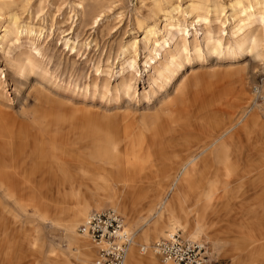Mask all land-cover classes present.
<instances>
[{"label": "rangeland", "instance_id": "obj_1", "mask_svg": "<svg viewBox=\"0 0 264 264\" xmlns=\"http://www.w3.org/2000/svg\"><path fill=\"white\" fill-rule=\"evenodd\" d=\"M191 1L195 3L194 13L200 15L199 21H196L194 16L189 17ZM251 1L0 0V101H6L15 110H19L25 94L36 84L44 93L54 96V103L65 106L70 101L72 104L81 105L85 99L84 105L93 110L99 109L102 116L101 109L110 107L112 110L111 92L118 87L122 79L127 81L132 89L128 96L122 95L119 108L131 109L130 115L141 118L147 108L148 99L145 96H149L151 89L150 78H154L152 68L159 67V61L163 58V55L155 53L154 48L170 37L176 36L180 40L181 34L188 39L190 45L194 38H197L202 48L203 33L222 36L225 41L230 33L231 22L243 17L242 10ZM12 17H17L16 24L11 22ZM26 25H29L31 30L24 32ZM4 27L9 28V33L3 31ZM39 31L42 34L38 38ZM253 31L264 45V27L260 22H254ZM67 38L76 41V52L70 50L73 45L71 41L66 44ZM36 50H39V53ZM204 66L206 70H237L247 91L255 95L259 103L264 102V98H261L264 96V47L258 55L253 51L237 62H231L215 53L210 54ZM191 67H195V64L186 66L184 73L187 74ZM184 73L179 75L176 81H179ZM21 82L24 84L15 93V85ZM107 84L109 91L104 92L103 88ZM150 100L148 110H154L159 102L153 98ZM261 112L264 114V106ZM109 113L107 115L114 112ZM112 116L120 128L130 125L128 117ZM207 120L212 122L210 117ZM190 147L192 146L184 141L166 143L162 149L166 155L164 163H158L157 170L151 173L147 183L139 187L140 190L116 195V208L107 203L102 205V209V206L91 208L92 211L113 208L123 216L126 229L129 228L130 233H135L133 240L136 242V253L140 256L138 264H150L148 253L152 254L157 264H164L148 248L167 238L162 235L167 227L166 218L163 217L156 223L159 208L169 200L172 208H179L180 203L176 200L178 198L182 200L184 208H202V202L194 204L196 192L186 191L172 196L170 193H160L157 188V184L170 174V167L182 163L187 158L192 150ZM156 149L153 147L148 150L155 152ZM44 150L49 160L58 161L64 158L65 162L69 163V179L72 185L57 189L54 183L62 178L51 179L43 176L42 171L38 172L37 208L43 216L37 227L40 237L32 239L20 236L12 253L0 255V264H48V261H54L55 255H60L62 250L68 247L64 240L63 228L65 221L73 214L72 209L78 206V202L94 204V200L102 198V191L95 192L94 181L103 178V167H107V164L102 163L101 167L92 166L90 173L81 174V171L74 167H84L90 160L86 150L74 145L71 139L66 143H47ZM59 151L61 153H58ZM143 153L139 151L138 155ZM150 162L155 163H147ZM256 164L255 160L243 162L240 166L252 169ZM208 177L209 174L200 177L201 183ZM10 179L8 185L4 182L6 189L12 188L14 182L20 181V178ZM251 180L252 178L247 177L229 180L226 197L219 201L212 211L206 213V226L210 227L198 241L207 244L214 264H260L258 242L254 241V236H257L263 224L259 211L261 196L257 189L248 190ZM15 192V197L26 199L27 196L22 192ZM25 208L30 210V207ZM16 209L11 197L0 194V223L9 222L11 213ZM148 215L150 218L146 219L149 222L144 226L148 231V239L143 241L139 239L140 218ZM177 232L187 238L188 230L177 229ZM76 235L92 248V257L88 263L91 264L96 255L95 246L89 239ZM3 241L0 237L2 246ZM49 244L53 246L55 254L49 252ZM141 245L147 247L146 252L140 251Z\"/></svg>", "mask_w": 264, "mask_h": 264}, {"label": "bare ground", "instance_id": "obj_2", "mask_svg": "<svg viewBox=\"0 0 264 264\" xmlns=\"http://www.w3.org/2000/svg\"><path fill=\"white\" fill-rule=\"evenodd\" d=\"M194 5L193 1L189 3V17L194 16L199 21L200 15L194 13ZM242 12V18L231 22L225 41L222 36L203 33V48L197 38L190 45L183 34L180 40L174 36L155 44V53L163 55V58L159 61V67L152 68L154 78H150L151 89L149 96H145L148 99L147 108L141 118L130 115L131 109L119 108L122 95L128 96L132 89L122 79L111 92L112 110L110 107L101 109L102 116L99 109L86 107L85 99L81 105L70 101L65 106L54 103V96L44 93L36 84L25 94L19 110L6 101H0V194L11 197L17 208L11 213L9 222L0 223V237L4 240V245H0V255L12 253L20 236L37 239L40 235L37 227L43 216L37 208L39 184L36 175L39 171L51 179L62 178L54 183L57 189L72 185L69 163L65 162L64 156L58 161L49 160L44 150L47 143H66L71 139L74 145L84 148L90 161L84 167H74L81 174L90 173L92 166L108 165L103 167V178L94 181L95 192L102 191V198L94 200V204L77 201L78 206L72 209L73 214L65 221L63 228L68 247L60 255H55L54 261H48V264H88L92 248L76 235L78 223L89 214L91 208H99L105 203L116 208L114 201L118 194L140 190L139 187L147 183L151 173L157 170L158 163H164V145L170 141H184L192 146L190 154L182 163L170 167V174L157 184V188L160 193H170L172 196L180 192H196L194 204L202 202V208H184L179 198L176 199L180 203L179 208H172L170 200L167 201L163 207L157 208L156 223L163 217L167 221L162 235L169 237L177 229H186L188 239L199 240L210 227L206 226V213L212 211L228 194V181L252 178L248 190L257 189L261 196L259 211L263 221L254 241L258 242L260 264H264V114L261 112L264 102L259 103L255 95L247 91L237 70H206L204 66L210 54L237 62L253 51L257 55L262 51L264 45L253 31V24L257 21L264 27V0H252ZM16 20L17 17L11 18L13 24H16ZM30 30L29 25L24 27V32ZM3 31L7 34L10 30L4 27ZM41 34L39 31L38 38ZM65 40L66 44L71 41L69 38ZM71 42L70 50L76 52V41ZM36 51L39 53V50ZM191 63L195 67L184 73ZM182 73L181 79L176 81ZM23 84L15 85V93ZM103 90L109 91V85ZM151 98L159 102L154 110H148ZM109 110L114 112L112 115L128 117L130 125L123 128L117 126L114 116L107 115L110 114ZM209 117L212 122L207 120ZM153 147L157 149L150 152L148 149ZM139 151L144 152L143 155L139 156ZM255 160L257 164L252 169L240 166L243 162ZM149 161L155 163L148 164ZM205 174L210 177L201 183L200 177ZM11 177L13 180L20 178V181L6 189L4 182L8 185ZM15 191L22 192L26 199L15 197ZM147 217L150 218L149 215L140 218L139 239L143 241L148 239V231L144 228L149 222ZM132 235L134 239L135 233ZM135 244L133 240L123 264L140 262ZM141 246L147 249L145 245ZM148 248L151 249V245ZM48 249L56 253L50 244ZM148 254L155 264L152 254ZM164 264L174 263L168 261Z\"/></svg>", "mask_w": 264, "mask_h": 264}, {"label": "built area", "instance_id": "obj_3", "mask_svg": "<svg viewBox=\"0 0 264 264\" xmlns=\"http://www.w3.org/2000/svg\"><path fill=\"white\" fill-rule=\"evenodd\" d=\"M77 232L96 248L91 264H123L133 242L123 216L113 208L91 211L78 225ZM151 249L163 263L214 264L206 243L183 238L178 232L155 242ZM140 251H145V247L141 246Z\"/></svg>", "mask_w": 264, "mask_h": 264}, {"label": "crops", "instance_id": "obj_4", "mask_svg": "<svg viewBox=\"0 0 264 264\" xmlns=\"http://www.w3.org/2000/svg\"><path fill=\"white\" fill-rule=\"evenodd\" d=\"M107 204H108V203H107ZM103 206H104V205H103ZM103 206L101 207V209L103 208ZM98 211H100V210H98ZM151 259H152V258H150V257L148 258V260H149V263H152V264H154V263L151 261ZM154 259H155V258H154ZM155 264H157V263H155Z\"/></svg>", "mask_w": 264, "mask_h": 264}]
</instances>
